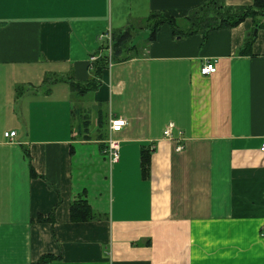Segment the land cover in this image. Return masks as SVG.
<instances>
[{
	"label": "crops",
	"instance_id": "1",
	"mask_svg": "<svg viewBox=\"0 0 264 264\" xmlns=\"http://www.w3.org/2000/svg\"><path fill=\"white\" fill-rule=\"evenodd\" d=\"M206 1L0 0V264H264V30L147 38Z\"/></svg>",
	"mask_w": 264,
	"mask_h": 264
},
{
	"label": "trees",
	"instance_id": "2",
	"mask_svg": "<svg viewBox=\"0 0 264 264\" xmlns=\"http://www.w3.org/2000/svg\"><path fill=\"white\" fill-rule=\"evenodd\" d=\"M245 18L250 19L253 27L264 30V0H252L249 5H227L223 0H207L181 19H174L159 12H152L149 16L151 26L147 38L148 40H153L158 26L163 23L169 26L174 37L186 36L194 33H199L204 36L210 30L234 27ZM127 37V32H123L118 36L113 44V54L118 53L115 46L117 47L120 45ZM107 56L108 53L106 52L102 53L100 56L98 55L99 64L94 66L92 71L94 77L89 83V87L93 90L98 86L99 74L106 63ZM86 90H88V88ZM40 260L43 261V258Z\"/></svg>",
	"mask_w": 264,
	"mask_h": 264
},
{
	"label": "built area",
	"instance_id": "3",
	"mask_svg": "<svg viewBox=\"0 0 264 264\" xmlns=\"http://www.w3.org/2000/svg\"><path fill=\"white\" fill-rule=\"evenodd\" d=\"M107 43H110V36L107 35L106 37ZM109 50V46H108ZM215 71V66L212 62H206L204 63L200 68L199 72L201 75H208L211 74ZM125 121L121 117H109L108 119V130L110 132L112 131H118L120 128L124 125ZM171 124L167 125L165 129L163 130V135L167 136L169 135V130H170ZM15 132L14 131H9V132H4L3 135L6 138H12L14 136ZM105 150L104 153L106 154L109 162H114L118 158V141L115 139L108 138L105 141ZM260 150H264V143L261 144ZM264 227V224L262 225Z\"/></svg>",
	"mask_w": 264,
	"mask_h": 264
}]
</instances>
